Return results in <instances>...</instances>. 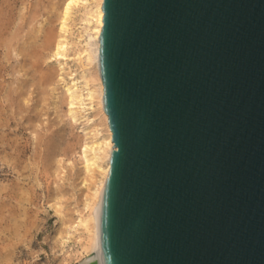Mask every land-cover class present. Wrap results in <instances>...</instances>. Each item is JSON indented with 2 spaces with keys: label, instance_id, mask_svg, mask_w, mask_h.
I'll list each match as a JSON object with an SVG mask.
<instances>
[{
  "label": "water",
  "instance_id": "obj_1",
  "mask_svg": "<svg viewBox=\"0 0 264 264\" xmlns=\"http://www.w3.org/2000/svg\"><path fill=\"white\" fill-rule=\"evenodd\" d=\"M102 17V264H264V0H102Z\"/></svg>",
  "mask_w": 264,
  "mask_h": 264
},
{
  "label": "rangeland",
  "instance_id": "obj_2",
  "mask_svg": "<svg viewBox=\"0 0 264 264\" xmlns=\"http://www.w3.org/2000/svg\"><path fill=\"white\" fill-rule=\"evenodd\" d=\"M61 2L0 0L4 18L11 19L0 36V264H79L85 259L81 242L86 234L75 219L86 213L89 180L80 150L91 140L81 133L90 125H72L66 103L56 108L54 102L62 95L57 79L70 80V71L77 72L83 6L71 12L66 60L57 61L49 52L39 58L42 69L55 73L54 81L40 86V74L19 51L33 27L59 29ZM58 62H65L64 70Z\"/></svg>",
  "mask_w": 264,
  "mask_h": 264
},
{
  "label": "bare ground",
  "instance_id": "obj_3",
  "mask_svg": "<svg viewBox=\"0 0 264 264\" xmlns=\"http://www.w3.org/2000/svg\"><path fill=\"white\" fill-rule=\"evenodd\" d=\"M61 1V10L59 16L56 17L59 21V29L56 30L52 26L33 27L27 33L28 39L20 46L19 51L29 58V65L40 74L38 78L40 86L52 82L55 73L42 69L39 58L49 52V55L57 61L59 59L66 60L69 46L67 33L70 30L71 12L75 6H83L84 34L81 35L83 41L77 52V72L70 71V80H66L64 77L57 79L62 95L55 96L54 102L56 108L59 103H66L68 108L65 114L72 125L84 122L90 125L89 132L82 129L81 133L90 134L91 140H85L80 150L83 168L87 174L86 179L89 180L88 192L84 200L86 213L78 216L75 221L83 227L86 234L81 242L82 253L85 254V259L81 264H92V258H97L98 264H102L99 237L100 208L104 185L109 176L110 156L113 150L112 131L104 110L103 83L99 72L100 33L103 26L102 0ZM10 25L11 19L4 18V14L0 10V36L7 32ZM39 39L41 40L40 44L37 42ZM58 64L61 71L65 69V62H58ZM84 183L86 184L87 180ZM60 199L58 198V200Z\"/></svg>",
  "mask_w": 264,
  "mask_h": 264
}]
</instances>
